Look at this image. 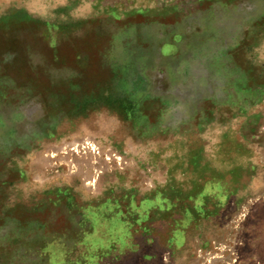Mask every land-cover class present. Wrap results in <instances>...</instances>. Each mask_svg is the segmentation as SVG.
<instances>
[{
  "label": "rangeland",
  "instance_id": "obj_1",
  "mask_svg": "<svg viewBox=\"0 0 264 264\" xmlns=\"http://www.w3.org/2000/svg\"><path fill=\"white\" fill-rule=\"evenodd\" d=\"M0 264H264V0H0Z\"/></svg>",
  "mask_w": 264,
  "mask_h": 264
}]
</instances>
